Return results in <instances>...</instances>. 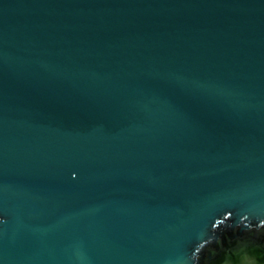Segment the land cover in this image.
<instances>
[{
  "label": "water",
  "instance_id": "water-1",
  "mask_svg": "<svg viewBox=\"0 0 264 264\" xmlns=\"http://www.w3.org/2000/svg\"><path fill=\"white\" fill-rule=\"evenodd\" d=\"M0 264H264V0H0Z\"/></svg>",
  "mask_w": 264,
  "mask_h": 264
}]
</instances>
